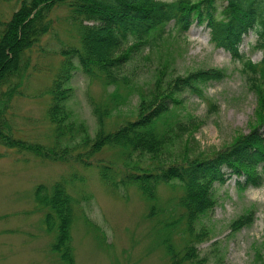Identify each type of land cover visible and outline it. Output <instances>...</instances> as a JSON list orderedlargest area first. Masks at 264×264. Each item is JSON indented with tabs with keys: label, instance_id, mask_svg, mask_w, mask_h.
<instances>
[{
	"label": "rangeland",
	"instance_id": "374dc122",
	"mask_svg": "<svg viewBox=\"0 0 264 264\" xmlns=\"http://www.w3.org/2000/svg\"><path fill=\"white\" fill-rule=\"evenodd\" d=\"M16 7L15 0H0V21L7 19ZM49 19L51 29L27 52L28 68L4 115L14 139L46 147L53 145L54 136L45 118L49 102L45 88L62 59L59 51L68 45L77 46L76 33L64 7L53 8ZM171 36L166 38L160 53L139 52L120 68L125 85L107 86L98 78L89 80L78 69L74 70L70 80L72 93L65 104L71 120L83 123L92 136L96 126L91 107L101 105L110 112L104 120L105 131L115 129L134 113L141 90L138 89L152 82L155 69L167 58L162 51L167 50L174 76L208 69L223 73L219 80L200 85L197 93L186 89L176 96L179 104L163 122L188 125L171 150L175 156L182 150L190 156H209L249 133L257 122L258 96L240 74V62L214 48L205 25L193 23L183 35ZM255 41V35L248 32L238 51L256 64L261 52L253 48ZM8 89L0 88V98ZM259 132L264 134V127ZM77 142V138H65L59 146H73ZM131 157L136 160L135 154ZM86 162L90 165L49 162L26 151L0 146V264H62L51 251L54 232L43 225L46 210L34 203L37 186L49 189L56 182L63 183L71 199L69 245L74 264H169L163 246L165 239L178 254L177 259L184 246L192 244L205 259L204 264L264 262V168L260 170L258 186L238 189L234 177L214 185L215 205L194 226L195 230L206 229L207 234L197 240L190 238L181 222L165 227L180 213L176 206L180 195L177 186L160 185L154 200L146 201L132 186L118 184L113 189L101 183L94 164L108 166L107 175L114 181L122 178L124 169L117 150L103 149ZM150 208L156 210L153 217ZM250 210L251 225L235 232L229 229L232 221Z\"/></svg>",
	"mask_w": 264,
	"mask_h": 264
},
{
	"label": "trees",
	"instance_id": "16d2710c",
	"mask_svg": "<svg viewBox=\"0 0 264 264\" xmlns=\"http://www.w3.org/2000/svg\"><path fill=\"white\" fill-rule=\"evenodd\" d=\"M17 7L9 17L0 21V88L9 87L0 98V146L26 151L49 162H68L90 165V156L103 149L120 153L122 178L116 182L107 175L109 167L94 164L101 183L106 187L132 186L146 201H153L160 185L177 186L180 195L176 206L177 218L166 223L170 228L181 222L184 231L193 239H203L207 230H195L199 219L215 205L214 185L234 177L238 189L261 183L264 168V0H15ZM67 10V20L74 29L77 46L59 51L62 58L45 93L49 102L45 118L52 126L54 141L50 147L14 139L5 120L9 99L16 93L29 65L27 52L35 47L51 29L49 14L55 7ZM205 25L214 48L227 52L231 60L240 62V74L246 85L257 94V122L249 133L237 137L229 146L209 156H190L171 151L179 136L188 130L185 123L167 125L164 122L173 107L179 104L176 96L185 91L197 93L204 82L219 80L222 71L197 70L185 76H174L171 57L160 61L152 82L137 93V104L131 117L124 118L115 129L105 131L104 120L110 116L107 107L95 105V131L89 135L86 126L71 120L66 108L72 89V72L78 69L86 79L98 78L104 85H125L120 68L139 52L160 53L166 38L174 33L183 35L192 24ZM251 32L256 41L253 48L261 52L258 63H251L238 51L242 37ZM75 61V63L73 62ZM129 87V86H128ZM138 87H135L136 92ZM78 142L59 146L60 140ZM132 154L136 160L132 161ZM110 166V163L107 164ZM112 166V165H111ZM227 175V176H226ZM36 207L46 210L43 225L54 232L51 251L62 264H74L69 245L72 215L71 199L62 182L49 189L37 186L34 192ZM153 217L155 209L150 208ZM252 211L231 222L233 232L251 225ZM201 239V240H202ZM169 264H204L192 244L184 246L181 257L168 239L163 241ZM264 264V262H260Z\"/></svg>",
	"mask_w": 264,
	"mask_h": 264
}]
</instances>
